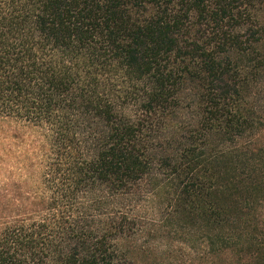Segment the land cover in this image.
Listing matches in <instances>:
<instances>
[{
    "label": "trees",
    "instance_id": "obj_1",
    "mask_svg": "<svg viewBox=\"0 0 264 264\" xmlns=\"http://www.w3.org/2000/svg\"><path fill=\"white\" fill-rule=\"evenodd\" d=\"M160 189L264 264V0H0V264H139Z\"/></svg>",
    "mask_w": 264,
    "mask_h": 264
},
{
    "label": "rangeland",
    "instance_id": "obj_2",
    "mask_svg": "<svg viewBox=\"0 0 264 264\" xmlns=\"http://www.w3.org/2000/svg\"><path fill=\"white\" fill-rule=\"evenodd\" d=\"M157 203H162L160 209L148 211L151 225L147 235L150 236L147 241L142 238L138 242L145 244L146 251L131 249L135 261L139 264H232L234 252H222L216 245L207 244L206 229L182 216L161 212L166 204L164 189L158 192ZM162 217L165 218L162 220Z\"/></svg>",
    "mask_w": 264,
    "mask_h": 264
}]
</instances>
